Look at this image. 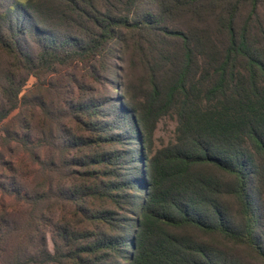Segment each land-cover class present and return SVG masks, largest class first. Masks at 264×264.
Instances as JSON below:
<instances>
[{
  "label": "trees",
  "instance_id": "1",
  "mask_svg": "<svg viewBox=\"0 0 264 264\" xmlns=\"http://www.w3.org/2000/svg\"><path fill=\"white\" fill-rule=\"evenodd\" d=\"M154 3L157 10L134 16L104 15L95 0L10 4L16 14L31 8L48 26L44 13L95 27L74 45H56L42 30L35 54L14 40L34 83L56 65L106 61L112 41L129 32L132 50L152 70L145 85L99 104L68 105L98 134L96 143L77 136L66 146L89 155L38 160L41 176L30 186L3 178L0 189L30 209L0 210V264H264V0ZM244 4L249 11L238 25ZM185 14L195 23L182 26ZM24 84L11 89L0 122L17 108ZM105 106L112 114L99 127L91 120ZM166 115L175 120L173 139L155 147ZM114 141L127 147L108 149ZM71 164L85 169L64 174Z\"/></svg>",
  "mask_w": 264,
  "mask_h": 264
},
{
  "label": "rangeland",
  "instance_id": "2",
  "mask_svg": "<svg viewBox=\"0 0 264 264\" xmlns=\"http://www.w3.org/2000/svg\"><path fill=\"white\" fill-rule=\"evenodd\" d=\"M12 2L13 0H0V107L8 103L11 89L17 82L24 80L25 84L19 94L17 108L0 122V183L4 181L3 178L21 179L23 185L30 186V180L41 176L38 160L48 159L50 155L69 160L89 155L80 145L67 147L68 139L85 136L91 137L92 143L97 142L94 137L98 131L90 129L85 124L84 117L71 113L68 107L70 103L79 105L87 100L99 104L110 96L116 97L124 93V90L130 87L145 85L152 69L146 68L145 63L140 61L141 56L132 50L134 36L129 32L124 37L112 41L106 61L93 60L87 64L73 62L71 66L56 65L41 77L40 81L34 83V77L23 68L14 40L17 39L21 49L35 54L43 43V36L39 33L42 30V33H46V38H51L52 43L56 45L64 42L74 45L73 43L82 44L86 41L95 27L83 22L79 17L67 21L65 17L62 20L58 18L60 13L56 16L44 13V18L47 17L53 22V25L48 26L31 8H27L25 14H16L13 6H10ZM95 6L104 15L117 16L123 13L134 16L136 11L146 7L158 9L154 0H95ZM53 8L56 11L52 13H56L60 6ZM248 11V4L240 6L236 20L238 25L244 21ZM258 12L264 23V5ZM179 20L185 27L195 23L189 14L181 16ZM209 22L211 23V18L208 19L207 23ZM72 36L76 40L71 39ZM103 109L100 116L91 120L96 119V125L99 127L105 124L112 114L110 107L105 106ZM103 113L106 117H102ZM174 128L175 120L171 116L161 117L153 133L154 146L160 147L172 140ZM115 132L116 127L110 126L107 135ZM125 144L114 141L107 148L125 149ZM75 165L71 164L69 169L65 168L64 174L74 171V174L79 176L85 168L83 165ZM69 180L68 176L62 182L67 183ZM1 209L18 214L30 208L8 188L0 189ZM23 216L25 217V214ZM47 241L51 250L49 235Z\"/></svg>",
  "mask_w": 264,
  "mask_h": 264
}]
</instances>
